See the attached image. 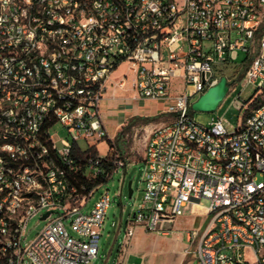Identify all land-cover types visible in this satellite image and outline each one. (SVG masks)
Here are the masks:
<instances>
[{
	"label": "built area",
	"instance_id": "2783aa9c",
	"mask_svg": "<svg viewBox=\"0 0 264 264\" xmlns=\"http://www.w3.org/2000/svg\"><path fill=\"white\" fill-rule=\"evenodd\" d=\"M263 22L264 0H0V264H86L98 256L109 191L85 207L127 165L115 147L97 148L115 140L101 103L123 61L137 96L167 99L174 114L147 138L143 197L124 242L140 225L170 232L206 197L207 219L188 229L193 264H264ZM240 49L247 52L240 82L257 87L250 100L234 99L240 122L229 130L221 116L197 121L193 102ZM57 123L68 131L61 145ZM106 163L112 170L97 181ZM35 216L48 221L27 240Z\"/></svg>",
	"mask_w": 264,
	"mask_h": 264
},
{
	"label": "rangeland",
	"instance_id": "374dc122",
	"mask_svg": "<svg viewBox=\"0 0 264 264\" xmlns=\"http://www.w3.org/2000/svg\"><path fill=\"white\" fill-rule=\"evenodd\" d=\"M261 33L258 34L257 40L264 34V22L261 26ZM247 63V52L240 49L239 54L236 58L232 59L227 63H221L217 67V72L220 76L226 75L230 80H235L233 87L227 92L226 96L220 102L219 106L214 110H196L192 109V114L195 119L201 123L207 124L213 116H221L225 122V125L229 130L234 129L240 122L243 114V109L238 108L234 99L239 95L242 100H250L254 95L257 87L253 83L243 85L240 82V75L244 71ZM130 63L128 61H123L119 67L113 71L110 79L109 85L106 92V98L113 96L116 98H124V96H130L134 102V105H139L142 110H156L157 108H162L164 106L163 100H155L144 97H136V90L132 86V79L134 73L129 69ZM127 74V82L125 85H120L118 79ZM130 86V89L127 88ZM182 89L181 79L176 77L174 79L173 90L179 91ZM257 100L256 103H258ZM250 106V109L256 105ZM174 118V114L168 111H163L155 115H145L136 114L130 116L126 123L122 126L120 132L113 122L108 123V131L111 137H114L115 150L124 161L127 163L126 166H121L119 170L113 175L112 178L108 179L106 182L101 184L92 198L90 199L85 210L90 207L93 202L100 196V194L105 193L107 190L110 194L111 203L108 207L107 217L105 225L103 228L99 254L97 257L92 258L86 264H109L107 259V254L110 251L111 245L114 243L116 238V231L120 228V235L124 230L128 216L133 211L134 206L143 197V182L142 178L144 175L145 161L144 151L146 147L147 136L151 133L152 129L157 125L170 121ZM54 137L58 140V144L61 145V138L68 136L67 128L61 123H57L54 126ZM119 133V136H117ZM119 137V138H118ZM83 147H87L85 141H80ZM97 148L101 154H106L110 149V143L108 139H102L97 143ZM113 151V150H112ZM122 178L124 182L122 184ZM132 180V187L134 189L133 194L129 195V181ZM122 190V194H120ZM210 200L206 197L201 199L202 205H209ZM204 217L198 216L195 227L203 225ZM48 219H40L38 216L33 217L29 221L27 229V240L32 239L37 235L42 227L46 224ZM68 224L69 230L76 234L70 223ZM188 242V241H187ZM194 248L187 249V257L183 264H188V260L194 258ZM248 254H251L248 251ZM195 262L197 263L196 259ZM24 264H29L28 262Z\"/></svg>",
	"mask_w": 264,
	"mask_h": 264
},
{
	"label": "crops",
	"instance_id": "0c3cea01",
	"mask_svg": "<svg viewBox=\"0 0 264 264\" xmlns=\"http://www.w3.org/2000/svg\"><path fill=\"white\" fill-rule=\"evenodd\" d=\"M127 88L130 89V86ZM106 92L101 103L103 118L107 128L108 123L113 122L119 132L130 116L136 114L155 115L167 111V99H157L158 101L163 100L162 108L142 110L139 105H134L130 96L106 98ZM135 95L137 97V92ZM145 156L146 151H144V161ZM198 216L204 217L203 222L207 219V206L190 203L185 212L178 216L170 232L151 231L140 225L128 243L124 242V230L120 235L122 230L120 223L106 261L109 264H183L187 257V249L192 246L188 239V229L195 225ZM194 262L195 253L194 258L188 260L187 263L193 264Z\"/></svg>",
	"mask_w": 264,
	"mask_h": 264
},
{
	"label": "water",
	"instance_id": "95a60500",
	"mask_svg": "<svg viewBox=\"0 0 264 264\" xmlns=\"http://www.w3.org/2000/svg\"><path fill=\"white\" fill-rule=\"evenodd\" d=\"M230 81L226 75L221 76L219 82L211 86L205 93H203L198 99L193 102V109L196 110H214L216 109L223 98L229 91ZM129 195L133 194L132 180L129 181ZM49 211L45 212L44 216L48 214ZM171 226V223H167Z\"/></svg>",
	"mask_w": 264,
	"mask_h": 264
},
{
	"label": "trees",
	"instance_id": "16d2710c",
	"mask_svg": "<svg viewBox=\"0 0 264 264\" xmlns=\"http://www.w3.org/2000/svg\"><path fill=\"white\" fill-rule=\"evenodd\" d=\"M261 33V29H259L258 30V34H260ZM244 72V71H243ZM243 72H242V74L240 75V77H242V75H243ZM257 102V99L256 100H254L252 103H251V105H253V104H255ZM118 136H119V134H118ZM119 138V137H118ZM109 140V143H110V149H109V152H111V150H112V147H115L114 145V141H112L111 139H108ZM90 154H95V153H97L98 152V150H97V148L96 147H91V148H89L88 150H87ZM118 152V151H117ZM75 154H76V157L77 158H80V157H82L83 156V153L82 152H80L79 150H77V151H75ZM104 166H105V171H104V173H102L100 176H99V178L97 179V181H101V180H107V178H108V174H110V172H111V170H112V165L111 164H104ZM92 182H87V186L88 187H91L92 186Z\"/></svg>",
	"mask_w": 264,
	"mask_h": 264
}]
</instances>
